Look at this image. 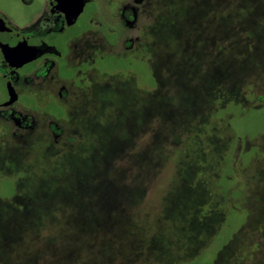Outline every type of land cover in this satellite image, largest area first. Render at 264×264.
<instances>
[{
    "label": "rangeland",
    "instance_id": "rangeland-1",
    "mask_svg": "<svg viewBox=\"0 0 264 264\" xmlns=\"http://www.w3.org/2000/svg\"><path fill=\"white\" fill-rule=\"evenodd\" d=\"M48 5L0 0V16L19 30H33ZM142 14L145 34L135 50L107 58L106 73H93L75 99L59 105L58 145L35 137L31 147L7 154L0 264H58L85 226L75 217L112 213L117 205H128L138 237L150 240L160 228L167 229V241L178 223L165 214L185 209L181 200L188 196L180 193L195 181L201 186L189 196L208 209L221 195L230 219L197 252L191 241L177 242L164 263L264 264V230L258 233L264 228L258 217L264 208V98L258 101L264 97V24L257 37L261 52L248 59L247 69L238 51L247 27L234 34L228 4L146 0ZM221 86L238 89L237 103L221 106ZM141 170H148L146 191L136 203ZM224 179L231 182L228 189L220 190L222 184L203 194L208 181ZM169 185L180 198L174 209L166 199ZM151 256L147 249L145 258L124 262L157 264Z\"/></svg>",
    "mask_w": 264,
    "mask_h": 264
},
{
    "label": "flooded vegetation",
    "instance_id": "flooded-vegetation-1",
    "mask_svg": "<svg viewBox=\"0 0 264 264\" xmlns=\"http://www.w3.org/2000/svg\"><path fill=\"white\" fill-rule=\"evenodd\" d=\"M97 2L49 0L33 30L0 16V213L7 203V154L31 147L35 137L57 146L59 105L75 99L93 73H106L107 58L133 52L145 34L146 0H103L94 7Z\"/></svg>",
    "mask_w": 264,
    "mask_h": 264
},
{
    "label": "trees",
    "instance_id": "trees-1",
    "mask_svg": "<svg viewBox=\"0 0 264 264\" xmlns=\"http://www.w3.org/2000/svg\"><path fill=\"white\" fill-rule=\"evenodd\" d=\"M217 4L219 6L228 4L233 8V15L230 14L229 18L235 22L233 25V32L235 35H241V31L247 27V38L242 40L244 45H242L238 51L243 53L244 60H242L243 62L241 66H245L248 69V63L251 64L248 59L253 55H259L261 52L258 48L257 37L259 38L262 35V28H260V26L263 27L264 24V0H217ZM251 7H254L253 11H250ZM219 18L225 19L224 16H220ZM257 57L259 60V56ZM253 86L256 88L258 82H255L252 85V88ZM219 91V101L221 106L223 101L233 100L237 103L238 100L236 99V95L238 89L221 86ZM263 98V96L258 97V101L263 102ZM153 163H151V175L154 172L153 169L155 166V169L158 170L157 160L155 165ZM147 171L148 170H141L139 173V180L137 181L134 190V195L137 200H134V202L136 201V203H139L144 197L146 191L145 173ZM198 183V181H195L194 183L192 182L189 185V189H186L181 193L178 192L181 196H188L183 199L181 198L186 210H183L181 206L179 212L174 210L172 214L170 213L169 208L168 212L165 214V219L168 222L178 223V225H175V228L172 229H176L178 233H175L176 230L175 232L170 231L172 235L167 241H164L162 236L167 229L160 230V228L153 229V234L150 240L138 237V230H136L135 227L136 224L131 220V215L128 214L130 212L127 208L128 205H123L122 207L117 205L115 208L117 211H113L112 213L108 212L106 214L75 217L77 225L83 223L85 226L81 227L74 233L73 241L70 243L71 245L69 246L68 253H65L64 251L61 254V260L58 264H128L124 261L127 260L132 263V261L134 262L135 260L137 261L138 259L145 258L147 249L157 264H166L164 263V260L167 261L169 258L174 257L171 254L173 253V255H175V252H173L172 249L177 242H182L184 240L191 241L195 247V252L203 249L206 246L205 243L209 241L208 238L211 240L216 236L221 226H223L224 229L230 218H227L229 211L224 208L225 201L222 199L221 195L214 196L213 201H210L209 203L208 209L201 208L202 204H200L199 200L196 202L197 196H189L193 190H196L197 185L201 186V184ZM218 183L220 185H212L208 181V188H203V194L212 192V190L217 187H222V184L225 186L223 185L220 190H226L228 189V184L231 182L224 179L222 182L220 180ZM205 184H207V182H205L204 185ZM169 187L170 185L168 188ZM176 195L177 191H175L174 188H171L166 198L167 200L173 201L172 208L173 205L175 207L178 206L177 201H180V198L178 199ZM204 201L202 199V203ZM119 208H122L123 210L118 211ZM191 210H193V212H191ZM245 211L247 213L248 210ZM233 212L234 211H232V213ZM189 213H192L193 215L188 216ZM258 217H261L264 224V208L259 211ZM263 230L264 228L261 227L258 233L261 234ZM174 234L177 237H175ZM220 235H223V233L219 234V236ZM219 236H217V238ZM220 254L221 253L216 252L214 261Z\"/></svg>",
    "mask_w": 264,
    "mask_h": 264
}]
</instances>
